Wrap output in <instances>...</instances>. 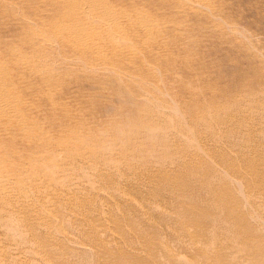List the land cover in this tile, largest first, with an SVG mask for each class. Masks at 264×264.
Listing matches in <instances>:
<instances>
[{
    "label": "rangeland",
    "instance_id": "1",
    "mask_svg": "<svg viewBox=\"0 0 264 264\" xmlns=\"http://www.w3.org/2000/svg\"><path fill=\"white\" fill-rule=\"evenodd\" d=\"M0 103V264L148 256L153 175L195 154L264 237V0H0Z\"/></svg>",
    "mask_w": 264,
    "mask_h": 264
},
{
    "label": "bare ground",
    "instance_id": "2",
    "mask_svg": "<svg viewBox=\"0 0 264 264\" xmlns=\"http://www.w3.org/2000/svg\"><path fill=\"white\" fill-rule=\"evenodd\" d=\"M95 9V12L105 20V23L107 22L108 25L116 23L115 18L110 16L102 6H96ZM6 109L0 103V110ZM143 109L145 111L146 108ZM194 120L200 123L207 121L206 118L197 116ZM152 121L150 117L149 119H138L134 131H157L158 129ZM209 133L215 134L213 129L209 130ZM160 145L161 152H164V157L161 156L162 159L176 158L173 157L171 146L164 143H160ZM27 149L29 150V147ZM196 156L201 155L195 154L185 158L179 156L176 161L180 162L174 163L178 166L176 169L172 168L168 171L159 169L153 175L158 185L151 191V196L159 198L158 205L150 206L149 204V212L142 215L145 218L144 221L140 220V225L137 224L138 227L131 222L135 226L134 231L137 227V235L142 241L140 248L142 250L144 248L148 252V256L118 249L116 250L117 257L112 261L107 258L106 264H124L123 261L127 264H264V237L254 230V222L249 221L248 214L239 212L237 207L232 206L233 203L237 205L238 200L233 196L235 190H232L233 194L231 193V183L224 181L212 166L206 165V160L202 156ZM8 166V163L1 164L0 173L4 172ZM226 168H228L227 171L240 173L233 164L227 165ZM33 174L34 179L30 180V185L35 190L39 188L37 179L40 176H44L47 182L54 178L56 180V175L54 177L52 173L45 174L40 165L33 166ZM259 177L256 175L255 178L259 181ZM0 178H2L0 186L5 192L16 193L15 183L3 179L1 175ZM55 195L54 193L45 194L43 200L46 197L45 201L51 202L56 198ZM25 197L21 203L34 200L28 196ZM244 208L246 209V207ZM22 216L24 220L27 218ZM151 217L155 219L152 221ZM1 221L2 226H7L9 223L7 218H3ZM141 230L156 235L155 240H151L152 237L150 241L149 238L146 241ZM252 237H255L256 241L251 240ZM107 256L111 257L112 255L107 253Z\"/></svg>",
    "mask_w": 264,
    "mask_h": 264
}]
</instances>
